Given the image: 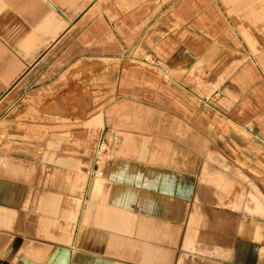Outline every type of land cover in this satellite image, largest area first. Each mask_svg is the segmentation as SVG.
I'll return each mask as SVG.
<instances>
[{
	"label": "crops",
	"instance_id": "obj_1",
	"mask_svg": "<svg viewBox=\"0 0 264 264\" xmlns=\"http://www.w3.org/2000/svg\"><path fill=\"white\" fill-rule=\"evenodd\" d=\"M238 9L0 0V264H264V203L234 197L264 161V31ZM64 69L96 94L25 101Z\"/></svg>",
	"mask_w": 264,
	"mask_h": 264
},
{
	"label": "rangeland",
	"instance_id": "obj_2",
	"mask_svg": "<svg viewBox=\"0 0 264 264\" xmlns=\"http://www.w3.org/2000/svg\"><path fill=\"white\" fill-rule=\"evenodd\" d=\"M235 7L240 9L235 10L234 16L238 22L242 21L244 25H248L252 30L260 27L264 31V0H229ZM252 35V34H251ZM262 36V34H260ZM82 67L77 68V75L74 79H77L75 85H79V89L82 87ZM72 71L68 69L62 70L57 74L58 83L53 93H42L41 98H26V102L30 106H42V107H57V111H64L66 106L81 105L82 95L87 96L96 93H67V90H72ZM84 91L87 92V87H84ZM95 101L97 99L95 98ZM49 110V109H47ZM33 116V115H32ZM31 118V117H30ZM248 170V177L243 176L241 178V185L243 187V193H235L234 197H242L243 200L248 201L251 205L258 201L264 203V161L256 162L251 167H242ZM246 191V192H244ZM250 213L258 212L249 209Z\"/></svg>",
	"mask_w": 264,
	"mask_h": 264
},
{
	"label": "built area",
	"instance_id": "obj_3",
	"mask_svg": "<svg viewBox=\"0 0 264 264\" xmlns=\"http://www.w3.org/2000/svg\"><path fill=\"white\" fill-rule=\"evenodd\" d=\"M104 149V147L102 146V147H100V150H103Z\"/></svg>",
	"mask_w": 264,
	"mask_h": 264
}]
</instances>
